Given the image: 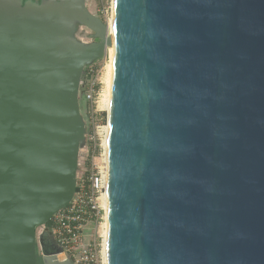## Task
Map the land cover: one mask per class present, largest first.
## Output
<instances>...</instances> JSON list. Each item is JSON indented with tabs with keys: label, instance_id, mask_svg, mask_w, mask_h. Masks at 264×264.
Wrapping results in <instances>:
<instances>
[{
	"label": "water",
	"instance_id": "water-1",
	"mask_svg": "<svg viewBox=\"0 0 264 264\" xmlns=\"http://www.w3.org/2000/svg\"><path fill=\"white\" fill-rule=\"evenodd\" d=\"M114 1L112 40L87 0H0V264H74L38 230L113 43L108 264H264V0Z\"/></svg>",
	"mask_w": 264,
	"mask_h": 264
},
{
	"label": "built area",
	"instance_id": "built-area-1",
	"mask_svg": "<svg viewBox=\"0 0 264 264\" xmlns=\"http://www.w3.org/2000/svg\"><path fill=\"white\" fill-rule=\"evenodd\" d=\"M111 1L113 11L114 2ZM97 65L96 62L87 68L88 73L82 82L83 100L93 125L92 132L87 136L91 162L89 169L82 176L79 175L71 203L53 216L50 228L44 226L38 232L49 231L63 250L58 259H71L74 264H108L103 225L108 211V156L105 140L109 135L106 131L109 112L99 108L104 93L102 85L106 65L102 68Z\"/></svg>",
	"mask_w": 264,
	"mask_h": 264
},
{
	"label": "rangeland",
	"instance_id": "rangeland-1",
	"mask_svg": "<svg viewBox=\"0 0 264 264\" xmlns=\"http://www.w3.org/2000/svg\"><path fill=\"white\" fill-rule=\"evenodd\" d=\"M86 5H87V8H88V10L90 11V13L92 15L99 17L102 20V22H104L107 25L108 31H109V24H110V20L112 18V13H113V11H112V1L111 0H87ZM84 31H87V30L84 29ZM108 34H109V32H108ZM84 39L86 41H88V42L91 41V40H89L86 37ZM109 49L110 48H108L107 55H105L102 59L97 61L98 68H102L103 66L108 64V62H109V53H108ZM87 73H88V71L85 72L84 77H85V75H87ZM104 83L105 82H104V79H103L102 90L103 89L105 90V88H106V86H105L106 84H104ZM103 95H104V93H103ZM102 98H103V96L101 97V99ZM99 108H100V110L103 109V104L102 103L100 104ZM81 111H82V114H83V116H84V118L86 120L87 136H88L93 130V125H92V122H91V119H90V115L88 113L87 106H86L84 101L81 102ZM88 147H90L89 144H88ZM88 147L86 145V148L83 149L82 155L80 156V160H79L80 168H79V171H78V174L80 176H82L89 169V166H90V163H91L89 161ZM43 227L39 228V230H38L39 233L41 232ZM103 229H104V225H103Z\"/></svg>",
	"mask_w": 264,
	"mask_h": 264
},
{
	"label": "bare ground",
	"instance_id": "bare-ground-1",
	"mask_svg": "<svg viewBox=\"0 0 264 264\" xmlns=\"http://www.w3.org/2000/svg\"><path fill=\"white\" fill-rule=\"evenodd\" d=\"M113 2L115 4L114 0H113ZM109 36L112 38V40H114V7H113L112 18H111L110 24H109ZM108 53H109V62L105 67V75H104V82H105L104 84H106L105 85L106 88L104 90L105 92H104L101 103L103 104V109H106L110 115L113 68H114V43L110 47ZM106 131L109 133V125L106 126ZM107 138H108V136H107ZM107 145H108V139L105 140L106 150L108 149ZM108 221H109V215H108V211H107L106 222L104 223V231H103V237L105 238V242L108 238Z\"/></svg>",
	"mask_w": 264,
	"mask_h": 264
},
{
	"label": "trees",
	"instance_id": "trees-1",
	"mask_svg": "<svg viewBox=\"0 0 264 264\" xmlns=\"http://www.w3.org/2000/svg\"><path fill=\"white\" fill-rule=\"evenodd\" d=\"M46 227H48V228L51 227V221L46 225Z\"/></svg>",
	"mask_w": 264,
	"mask_h": 264
},
{
	"label": "flooded vegetation",
	"instance_id": "flooded-vegetation-1",
	"mask_svg": "<svg viewBox=\"0 0 264 264\" xmlns=\"http://www.w3.org/2000/svg\"><path fill=\"white\" fill-rule=\"evenodd\" d=\"M84 101V100H83Z\"/></svg>",
	"mask_w": 264,
	"mask_h": 264
}]
</instances>
